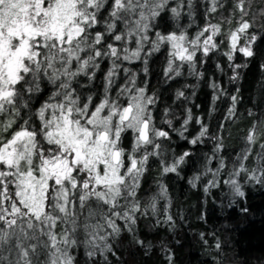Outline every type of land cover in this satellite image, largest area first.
Masks as SVG:
<instances>
[{"label":"snow or ice","instance_id":"snow-or-ice-1","mask_svg":"<svg viewBox=\"0 0 264 264\" xmlns=\"http://www.w3.org/2000/svg\"><path fill=\"white\" fill-rule=\"evenodd\" d=\"M253 6L0 0V264H126L125 236L150 256L156 246L141 238L139 221L176 228L166 177L184 179L194 158L199 170L187 182L195 189L206 179V195L221 183L237 198L245 184L264 187V31L256 29L264 7ZM254 61L251 123L229 161L226 134L244 118L242 82ZM203 86L208 119L193 111ZM174 137L192 147L178 152ZM206 144L210 152L195 151ZM153 162L159 175L145 199ZM158 251L174 264L167 245Z\"/></svg>","mask_w":264,"mask_h":264},{"label":"trees","instance_id":"trees-1","mask_svg":"<svg viewBox=\"0 0 264 264\" xmlns=\"http://www.w3.org/2000/svg\"><path fill=\"white\" fill-rule=\"evenodd\" d=\"M260 7H264V0H254L253 10L256 11ZM256 29L264 31L260 29L259 20H257ZM261 48H264V45H261ZM207 67L209 72L214 70L211 62ZM259 75L258 61H254L242 82L243 100L239 110L245 114L244 118L228 129L231 137L226 134L227 147L223 155L229 161L243 147L242 137L251 123L246 115V109L252 107L250 98L254 93ZM155 81L154 75L153 83ZM168 99L171 100V96ZM210 101V90L206 86L201 87L197 96L194 97L195 104L200 107H194L193 111L208 119ZM36 106L38 107L39 104ZM220 107L221 111L216 113L215 120L212 121L214 126L223 116L225 105ZM196 131L198 129L193 125L192 134ZM174 140L176 143L173 147L178 152L192 147L180 141L178 137H174ZM128 146L130 147V143ZM195 151L210 152L211 144L200 146ZM229 167H231L230 164ZM197 170H199V162L197 158H194L193 163L183 171L184 179H177L174 176L166 177L173 202L172 214L177 217L176 228L174 230L167 227L152 229L149 221L141 219L139 221L141 238L146 242L151 241L156 247L152 249L150 256H145L138 248L129 249L127 236H125V243L118 252L126 264H165L163 255L158 251V246L161 244L170 248L174 255V264H264V187L245 184L243 189L245 197L237 198L231 196L229 189L221 183L219 188L213 189L206 195L203 192L206 179L198 182V187L195 189H192L187 182ZM158 175V163L153 162L143 181L142 198L146 199L155 191V180ZM224 178H227L226 175ZM162 206L163 202H161ZM201 233L207 243L201 239ZM177 239L180 240L179 244L175 242ZM217 241L221 243L220 250L215 249Z\"/></svg>","mask_w":264,"mask_h":264}]
</instances>
